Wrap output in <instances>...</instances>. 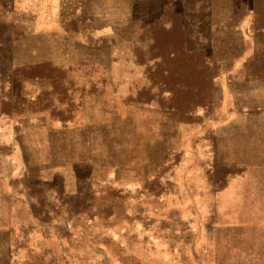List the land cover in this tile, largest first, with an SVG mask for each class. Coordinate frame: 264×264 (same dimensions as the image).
<instances>
[{
	"label": "rangeland",
	"instance_id": "374dc122",
	"mask_svg": "<svg viewBox=\"0 0 264 264\" xmlns=\"http://www.w3.org/2000/svg\"><path fill=\"white\" fill-rule=\"evenodd\" d=\"M122 2L123 24H0L41 220L14 264H264V0ZM224 91L261 110L227 124Z\"/></svg>",
	"mask_w": 264,
	"mask_h": 264
},
{
	"label": "crops",
	"instance_id": "0c3cea01",
	"mask_svg": "<svg viewBox=\"0 0 264 264\" xmlns=\"http://www.w3.org/2000/svg\"><path fill=\"white\" fill-rule=\"evenodd\" d=\"M62 1L0 0V24H123L122 0H98L99 4L93 6L89 1L86 3L82 1L81 6L75 2L64 5ZM108 2L111 5H107ZM108 14H113V20L108 18ZM177 24H182L185 30V21L182 20ZM103 33L97 36L105 35ZM130 59L134 61L133 56ZM223 93L225 100L221 108L226 109L224 118L227 124L234 123L235 118L238 117H245L242 118L244 123L249 124L252 109L261 110L260 105L251 104L250 96L246 102L238 103L232 101L228 91ZM9 118L11 113L2 112L0 108V252L6 254V257L0 260V264H7V262L14 264L13 257L21 251L25 254L31 253L33 249L28 243L35 237L36 222L40 224V218L32 214L31 206L28 205L26 182L11 179V154L14 150H21V143L20 141L15 143L19 135L5 132ZM18 262L27 264V260Z\"/></svg>",
	"mask_w": 264,
	"mask_h": 264
}]
</instances>
